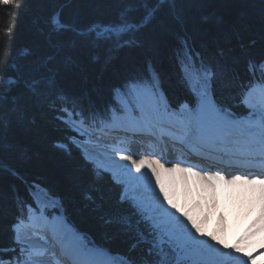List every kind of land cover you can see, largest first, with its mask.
Returning <instances> with one entry per match:
<instances>
[{"label": "snow or ice", "instance_id": "6c2138e0", "mask_svg": "<svg viewBox=\"0 0 264 264\" xmlns=\"http://www.w3.org/2000/svg\"><path fill=\"white\" fill-rule=\"evenodd\" d=\"M0 2L18 5L20 0ZM138 2L143 8L139 16L131 15L132 5H128L116 21H97L84 26L63 20L62 12L55 10L48 18L47 28L39 30L45 53L25 67L12 68L5 62L0 68V151L13 147L10 133L14 128L34 123L31 113L51 107L54 94L63 95L57 78L62 70L76 64L73 55L76 50L104 48L114 53L142 48L147 27L168 30L166 20L159 18L166 6L172 18L183 24L176 12L180 0ZM69 3L71 0H63L60 7ZM182 39L187 46L188 38ZM217 54L223 56V49ZM192 67L186 64L185 76L190 84L195 77V108L179 116L168 115L159 77L152 72L150 80L131 78L125 83L124 91H118L122 98L118 109L121 115L113 113L111 124L140 135H156L159 130L161 137L167 136L174 144L194 149L210 166L180 161L168 167L167 161L161 162L163 157L152 158L155 153L137 160L131 152L123 154V150H117L120 160L128 161L131 168L116 160L109 166L97 165V176L99 169L104 168L123 186L119 203H126L128 212L112 211L105 223L115 238L124 241L126 252L119 258L91 259L87 264H264V175L225 174L221 168L212 170L217 163L227 162L240 168L252 166L257 157L264 161V59L248 60L246 84L238 79V73L204 62L203 56L200 68L193 72ZM257 72L259 80L255 79ZM217 88L237 93L239 103L249 110L245 119L237 118L217 102ZM256 204L259 215L231 244L224 239L227 227L224 211L216 215V227L206 231L208 221L222 205H247L251 210ZM22 224L23 221L13 225L23 257H17L15 264H54V261L55 264H85L82 256L88 250L82 243L62 247L57 252L54 243L51 248L32 243L31 237L39 230L28 232ZM39 238L50 242L46 234ZM89 255L102 254L89 252Z\"/></svg>", "mask_w": 264, "mask_h": 264}, {"label": "trees", "instance_id": "16d2710c", "mask_svg": "<svg viewBox=\"0 0 264 264\" xmlns=\"http://www.w3.org/2000/svg\"><path fill=\"white\" fill-rule=\"evenodd\" d=\"M62 3L0 2V68L6 61L12 68L25 67L45 53L39 30L47 28L55 10L62 12L63 20L81 26L116 21L128 5H132L133 16L143 12L138 0H71L61 8ZM176 12L183 24L164 7L159 18L166 20L168 30L147 27L142 48L114 53L104 48L76 50V64L57 78L63 95L54 94L51 107L31 113L34 123L12 130L13 147L0 151V263L21 257L11 227L25 218L26 205H33L30 190L35 187L58 199L66 221L89 245L110 255L126 252L124 241L115 238L105 223L112 211L128 212V205L119 203L123 186L107 171L99 169L100 175H96L97 168L72 143V139L82 138L64 119L81 120L85 125L109 119L113 111L118 112L115 91L123 92L125 83L134 77L150 80L152 72L159 77L169 110L184 103L193 109L197 99L185 76L186 64L195 72L203 56L204 62L238 73V79L246 84L248 60L264 59V0H180ZM183 37L188 38L187 46ZM219 49L223 56L217 54ZM259 78L257 72L255 79ZM215 96L237 118L248 114L235 91L217 88Z\"/></svg>", "mask_w": 264, "mask_h": 264}, {"label": "bare ground", "instance_id": "6f19581e", "mask_svg": "<svg viewBox=\"0 0 264 264\" xmlns=\"http://www.w3.org/2000/svg\"><path fill=\"white\" fill-rule=\"evenodd\" d=\"M185 105H187V104H185ZM138 135H140V134H138ZM106 136H109V140H106L105 138H101L100 136H96L94 138H91V140H89L90 142L86 143L85 145H81L79 143V145L83 149V151L85 150V155H86L85 158L88 157L89 158V159H87L88 161H91L93 163L95 162V163H98V164L104 165V166H109L112 160H116L120 164H128V166L131 168V164L128 161L120 160V155H119L117 150H123V154H125V155H127V154H129V152H131L133 154V159H137V160L140 158L141 154H142V156L147 155V154L143 155L144 153H140L139 151H136V149H135L136 145L132 142V139L125 138V137H117V138L113 137L112 138L110 135H107V134H106ZM144 136H145V138H147L146 135H144ZM152 136H153V139L157 140V142H153V140L150 142L149 141L146 142V145L148 148V149L145 148L146 152L155 153L154 152V151H156L155 149L158 148L155 144H157V145L162 144L164 151L165 150L167 151V149H169V148H171V149L173 148V145L170 144V142H173V141H171V139L167 136L161 137L159 134V130L157 131L156 135H152ZM95 139H97V140L95 141ZM143 140H145V139L143 138ZM140 142H142V140ZM185 147H188V146L179 145L178 147L175 148L176 151H173L169 156H164L163 152H162V155H160L161 151L157 154H158V156L160 155L161 157H163V159L161 160L162 162L167 161L168 163H170V164H168V163L166 164V165H168V167H170L171 164L177 163V161H183L179 157L181 155L180 152ZM192 150H194V149H192ZM155 156H156V153H155ZM182 166H184V165H182ZM202 167H205V166H202ZM205 168H207V167H205ZM109 172H111V171H109ZM229 172H231V169H227L225 171V174H231ZM239 172H241V171H239ZM250 172L261 173L262 171L261 170H254V171H250ZM112 176H113V174H112ZM32 198H33L34 205L38 208H45V207L56 204L55 201L53 200L56 197L52 198L51 195H49L47 192L44 193L43 191L33 190L32 191ZM235 208H236L237 212H240V213L242 212V209H244V208H247V211H249V208L247 205H245L243 207L235 206ZM32 209H34V208L29 207V217H30V213H31V221L33 218H35L37 216L39 218H41L43 221V225L40 228H42L43 230H39L40 228L34 229V227L36 228L38 225L41 224L37 218L33 219V221L36 223L35 225H33L32 222L30 221L29 226L25 225V226H23V228L28 232H31V231L35 232V231L39 230L37 235H34L31 237L32 243L37 244L39 246L51 248L50 242L52 240L55 241V239L58 236V233L60 231H62V232L65 231V229L69 228V225L66 223V221L64 220L62 215L60 213H58V214H55L54 219H53V224L56 226L54 228L52 224L46 223L47 218L45 217L44 212H41L40 214H32ZM252 210L255 212L254 217L259 215V205L258 204L253 206ZM253 218L251 219V221L253 220ZM61 220L63 222H60ZM211 220L212 219H210L208 222H210ZM55 221H57V222H55ZM249 224H250V222H249ZM249 224L246 226V228L249 226ZM246 228H244L243 230L239 228L238 230H236V232L238 231L241 234L245 231ZM52 229H54V230L52 231ZM69 229H70V236L68 237V239H70L71 243H72V245L70 247L82 243L80 238L78 237V234L72 228H69ZM238 232H237V235H238ZM45 234H46L48 241H50L49 243H46L44 239L39 238L41 235H45ZM38 235H40V236H38ZM234 235L235 234L231 233V231H228V232L225 231L224 232V237L227 239V243L231 244L233 242L234 237H235ZM71 238L72 239L74 238V239L72 240ZM68 242H69V240L66 243H68ZM66 243L64 244V247H66ZM89 252L102 254L101 256H98V257L90 255L94 258H97V259H101V258L106 259L107 258L106 257L107 255L104 252H102L101 250L89 248L88 252H85L83 257H82V259L85 261V264H87V262L92 259V258H87V255H89ZM54 264H55V261H54Z\"/></svg>", "mask_w": 264, "mask_h": 264}, {"label": "rangeland", "instance_id": "374dc122", "mask_svg": "<svg viewBox=\"0 0 264 264\" xmlns=\"http://www.w3.org/2000/svg\"><path fill=\"white\" fill-rule=\"evenodd\" d=\"M194 83H195V77H193V83H192V87L194 88ZM118 91L122 92L121 90H116L115 93H114V97H115V101L118 105V108L120 109L121 106H122V98L121 96H119L117 93ZM194 91V90H193ZM197 98V97H196ZM164 105H165V102H164ZM166 107V105H165ZM196 107V105H195ZM167 109V107H166ZM188 110H190V108L185 105V104H182L180 105L178 108H176L175 110H168L167 109V114L168 115H176V116H179L181 115V113H186ZM163 111V110H162ZM113 113H116V115H121V112H115L113 111L110 115V118L109 120H106V121H101L99 124L95 125L94 127H89V126H84L80 123H75L73 122L72 120H68L66 121V123L68 124V126L70 127L71 130H73L74 132H76L78 135L82 136L83 138V142L80 143L81 145H85L86 143L90 142L89 140H91V138H94L96 136H100L101 138H105L106 140H109V136H106L107 135H110L112 138H117V137H125V138H129V139H132V142L136 145V151H139L140 153H144L143 155L145 154H150L149 152H146V149L147 148V145H146V142L148 141H155L157 142L155 139H153V136H149V135H146L147 139L145 138L144 135H138V134H134L132 132H126L124 129L122 128H115L112 126L111 124V120H112V115ZM247 117V116H246ZM245 117V118H246ZM245 118H242V119H245ZM164 127L167 128V123L165 122L164 124ZM142 137V138H141ZM143 138L145 140H143ZM97 139H95L96 141ZM142 140V142H140ZM131 141V140H130ZM138 141V142H137ZM172 141V140H171ZM77 143V142H75ZM93 143V142H92ZM79 144V143H77ZM95 144V143H94ZM171 144H174L173 142H171ZM156 146H158L157 144H155ZM176 145V144H175ZM93 146V145H92ZM80 147V145H79ZM83 147V146H82ZM81 148V147H80ZM82 149V148H81ZM148 149V148H147ZM156 151H154L156 153V156L155 157H152V158H160L161 156L159 155L158 156V148L155 149ZM189 150V149H188ZM83 151V149H82ZM171 151V148H169L166 153L169 154V152ZM83 154L85 155V150L83 151ZM139 154V153H138ZM86 156V155H85ZM142 156V154L140 155V157ZM192 156H198L195 154V150H194V153ZM197 160H200L202 163H210L208 162L207 160L203 159L201 156H199V158H197ZM162 162V161H161ZM94 166L97 168V165H100L98 163H93ZM170 164V163H168ZM168 166V165H166ZM220 167V164H215L214 166H212V170H216V168H219ZM130 168V167H129ZM100 170H104L103 168H101ZM106 171V170H105ZM143 171H147V169L143 170ZM109 172V171H108ZM111 175L113 174L112 172H109ZM133 175H139L138 173H133ZM148 175L150 176V173H148ZM35 191H43L44 193H46V191L44 189H40V188H35ZM47 196V195H46ZM48 197V196H47ZM53 198V196H51ZM55 201L56 204L54 205H51V206H48L46 208L50 209V208H58L59 209V204H58V200L57 198H54L53 199ZM180 202L182 203L183 202V198L181 197L180 198ZM240 209V208H239ZM41 210V209H40ZM219 211H224L225 212V216H226V222H227V227L225 229L226 232L228 231H231V233H234L235 237L234 239H236L238 237V235L240 234V232H238V235H237V232L236 230H238L239 228L240 229H244L246 228V226L249 224V222H251V219L255 216V212L251 209L249 211H247V208H244L242 209V212H237L236 208L233 207V206H229V207H224L222 205L221 209H218L217 210V213H214L211 217V221L208 222V224L206 225V230L207 231H212L214 227H216V224H217V221H216V215L218 214ZM246 211V212H245ZM41 212H38L37 214H40ZM60 213V212H57V214ZM39 220V222L41 223L40 225H38L36 228L34 227V229H38L40 228L42 225H43V221L41 218H39L38 216L35 217ZM33 218V219H35ZM32 219V224L35 225L36 223L33 221ZM57 222V221H55ZM54 222V223H55ZM60 222H63L62 220ZM242 225V226H241ZM245 226V227H244ZM69 228H71L69 226ZM67 228L65 229L64 231V235H63V238L61 240V244L64 246V244L69 240L68 243H66V247H70L72 245L71 243V240L68 239V237L70 236V229ZM54 229H52L53 231ZM75 231V230H74ZM233 231V232H232ZM31 232H34V231H31ZM76 232V231H75ZM78 234V237L80 238L81 242L84 244L85 248L87 250L90 249H96V250H99L97 249L96 247H93L91 245H89L85 239L82 237V235L78 232H76ZM233 235V234H232ZM40 236V235H38ZM72 239V238H71ZM74 239V238H73ZM72 239V240H73ZM224 239L226 240L227 242V239L224 237ZM16 240V239H15ZM26 246V245H24ZM73 247V246H72ZM58 252V251H57ZM106 254V253H105ZM87 255V254H86ZM107 258L106 259H113V258H119L118 256L116 255H109V254H106ZM83 257V256H82ZM87 258H92V259H97V258H94L90 255H87Z\"/></svg>", "mask_w": 264, "mask_h": 264}]
</instances>
